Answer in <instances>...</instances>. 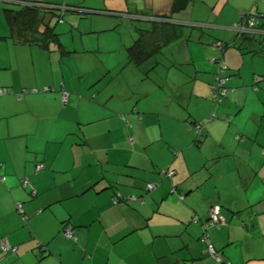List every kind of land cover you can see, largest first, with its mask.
I'll return each instance as SVG.
<instances>
[{"label": "crops", "instance_id": "obj_1", "mask_svg": "<svg viewBox=\"0 0 264 264\" xmlns=\"http://www.w3.org/2000/svg\"><path fill=\"white\" fill-rule=\"evenodd\" d=\"M24 1L55 7L52 17L44 14L53 30L61 14L70 19V29L92 14L110 24L103 30L113 32L111 40L123 28L131 32L127 44L138 34L147 51L160 48L152 57L180 46L192 76L183 70L182 84L165 76L162 85L175 88L177 103L163 102L165 111L149 116L159 119L145 118L144 105L125 103L122 96L134 92L124 90L108 103L98 96L77 98L90 81L80 91L71 83L69 58L60 59L55 76V58L48 55L52 44L71 52L59 34L54 31V41L43 25L26 33L25 41L12 33L6 12L20 10ZM0 5H17L3 10L9 29L0 30V89L8 91L0 95V240L16 248L15 255L0 249V264H264V0H0ZM246 11H256L261 22L238 37L231 28ZM169 15L170 24H162L159 17ZM135 22L150 27L137 29ZM79 40L89 53L95 39ZM189 42H207L200 54L213 49V42L225 46L229 91L218 118L213 113L210 119L217 106L209 100L217 71L196 64ZM101 65L89 79L108 62ZM182 69L173 63L165 71ZM45 88L50 91L40 92ZM193 122L203 124V136L195 134ZM165 168L174 172L169 179L159 174ZM152 183L156 188L147 191ZM213 205L226 220L205 231L218 261L207 255L201 238ZM65 227L74 240L63 235Z\"/></svg>", "mask_w": 264, "mask_h": 264}, {"label": "rangeland", "instance_id": "obj_2", "mask_svg": "<svg viewBox=\"0 0 264 264\" xmlns=\"http://www.w3.org/2000/svg\"><path fill=\"white\" fill-rule=\"evenodd\" d=\"M16 6L17 5L4 7L0 5V30L8 31L9 29L4 19L3 10L6 8L15 9ZM46 20L47 18L45 17L44 22H46ZM82 20H84L82 25L76 26L74 29H70V25H68L70 21L69 18L68 20L66 18L57 23L54 27V31L59 34L60 41L63 43L62 45L66 46L69 50H71V52L64 48L61 49L56 43L55 45L52 44V48L49 49L50 52L48 54L49 57L51 56V58H55L56 66L54 67V71L56 72V77L59 76V72L56 67L59 65L58 62L60 59L69 58L68 60H70L71 64L70 72L72 74L70 80L71 83L80 91L81 88L87 84L86 82L90 81V83L86 85V94L78 93L76 94L77 98L85 97L89 101H94L98 96V102L103 101V103H108L111 101V99H116V96H122L124 90L134 92L132 96L129 95L130 98H128V96H122V99H125V103L129 104L135 102L134 106L137 105V108H142L144 105L145 109L140 111L145 113V118L152 119H159L160 117H149L151 114H160L162 111H165L163 109L164 107H162L163 102L168 104L177 103L175 102L172 95V91H174L175 88L172 86L170 87V84H168V86L162 85V82L165 79V76H168V81H175L178 84H182V77L185 76L183 70L188 73L190 77L192 76V74L187 69L189 66H186L187 64L183 63V56L179 55L178 53V50L181 51L180 46H171L165 49L162 53L157 54L155 57L148 59L147 62L143 63L141 66L137 67L132 64H128L127 59L126 48L130 46L131 43H133V40H131V43L127 44V40H129L128 34H131V32L121 28L116 32V34H113V37H116L117 35L118 37L114 40H111L110 38L112 37H110V35L113 32L108 35L105 30H103L108 29V27L110 28V24H108L107 21L104 22L105 19L103 17L89 14L85 17V19ZM54 24L55 21L51 20L50 25L54 26ZM139 25L145 29L150 27L149 24L137 22L134 23V26L137 29ZM67 26L69 29H66ZM134 26L132 27L129 25L128 28L134 31ZM85 27H87V29ZM89 28L91 30H89ZM80 36L83 39L89 38L91 36L92 39H95L89 53L88 51L87 53L83 52L82 43L79 40ZM138 38V34L133 36V39ZM97 41L99 46L97 45ZM224 42L228 45L231 43L226 41ZM202 43L197 45L196 43L189 42V49L193 59L196 61V64H199L202 68L205 69L206 67H209L210 73L215 71L218 72V66L216 64L212 65L210 60L212 58H219L221 55L220 51H215L214 47H212L213 49L205 47L204 49L207 48L209 50H213L211 51L212 53L208 56H205V51L203 49L202 54H200L198 50L201 49L204 44H207V42ZM215 43L218 44L217 42ZM228 47L226 51L230 49ZM64 50H66V54H62ZM108 50L113 51L108 53ZM46 62L48 63V61ZM107 62V67H105V69L102 70L100 74H97L90 79L88 78L94 73V69H101V63L106 65ZM155 63H158V67L156 66L157 69L154 67ZM173 63L179 65L180 68L183 69L180 72H166L165 69L169 68V66ZM43 90H40V92H46ZM48 91H50L49 88ZM224 101L226 102L227 98L226 100L224 99ZM109 106H111V104ZM220 108L221 106L217 105V107L212 111V114H216L217 118L219 117L218 112ZM145 125L146 123H143V126Z\"/></svg>", "mask_w": 264, "mask_h": 264}, {"label": "trees", "instance_id": "obj_3", "mask_svg": "<svg viewBox=\"0 0 264 264\" xmlns=\"http://www.w3.org/2000/svg\"><path fill=\"white\" fill-rule=\"evenodd\" d=\"M178 4H183L182 1H178ZM57 10L55 7H43V6H39L37 5L36 3H33V2H28V1H24L23 2V5H22V8L18 11H7V18L10 22V25H11V30H12V33L15 35H18V36H21L23 38V41H25V37H26V33L28 32H31V33H35L38 30L39 26L43 25V33H47L50 35V37H52V39L54 41H57V37L58 35L57 34H54V30L53 28H50L47 24V21L46 23L44 22V19H45V13L46 15L52 17L53 15V12ZM175 13V12H174ZM62 15L61 16L59 15V17L57 18V22H60L62 20ZM160 18V21L162 24H170V23H167V22H170V20L172 19V15H169V16H161L159 17ZM261 22V21H260ZM260 25V24H259ZM171 27L173 28H178L180 27V25H176V24H172ZM259 27V26H258ZM142 32H146L145 30H142ZM236 33V32H235ZM237 34V33H236ZM247 34V33H245ZM245 34H242V35H245ZM242 35H238V37L242 36ZM213 45H217L219 48H221V51L223 52L224 51V48L225 46H223L222 44H216L215 42L212 43ZM155 48H152L147 51L144 46H143V43L141 41L140 38H138L137 40L134 41V43L128 47L127 49V52H128V61L134 65H138L140 66L141 64H143L145 61H147L148 59H150L152 57L153 54H156L155 52L159 51L160 48H158V50H154ZM218 59V58H217ZM211 62V61H210ZM212 63V62H211ZM219 63H222V57L219 61L217 62H214L212 64H216L217 66L219 65ZM227 70L228 68L226 67L225 71L223 72H220V69H219V66H218V72L216 73L215 75V81L212 85H214L216 82H217V78H225L226 79V83L229 81V78L230 76L229 75H226L227 73ZM225 83V85H226ZM211 85V86H212ZM211 86H210V92H211ZM33 90V89H32ZM32 90H30V92L33 94V93H39L38 90L37 92H32ZM24 93H26V91L24 90L23 91ZM22 92V93H23ZM23 93V94H24ZM20 99H21V95H20ZM209 100H210V97H209ZM211 101V100H210ZM212 102V101H211ZM213 103V102H212ZM214 107H216L217 105H220V104H214ZM214 114H211V117L210 119H215V115L213 116ZM224 120H226V118L224 117L223 118ZM201 124L202 125V132L201 133H195L198 137H201L203 136V124L200 123V122H193V123H190L192 128L195 124ZM195 132V131H194ZM166 169V168H165ZM162 170V169H160ZM160 170H159V174H160ZM167 171H171L169 169H166ZM173 172V171H172ZM174 175V174H173ZM164 178H171V177H165V176H162ZM153 184V183H152ZM156 188V183H154V188ZM152 189V190H153ZM147 190V189H146ZM176 196L177 198L179 199V196H182L183 197V194L181 193H177L175 191V189H172L171 190ZM180 200V199H179ZM215 206V205H213ZM216 206H219V205H216ZM212 207V206H211ZM210 207V208H211ZM209 208V209H210ZM220 208V207H219ZM209 211V210H208ZM221 213V212H220ZM207 221V220H206ZM205 224V223H204ZM203 227V225H202ZM205 233V231H203V234ZM202 234V236H203ZM206 234V233H205ZM201 236V238H202ZM210 241V240H209Z\"/></svg>", "mask_w": 264, "mask_h": 264}, {"label": "built area", "instance_id": "obj_4", "mask_svg": "<svg viewBox=\"0 0 264 264\" xmlns=\"http://www.w3.org/2000/svg\"><path fill=\"white\" fill-rule=\"evenodd\" d=\"M241 19L240 22L238 24H234L232 26V30L234 32H236L238 35H242L245 33H249V32H253L256 30V28L259 26L260 24V16L257 14L256 11H246V12H242L241 13ZM214 50L216 51H220V53L222 54L221 48H219L217 45H213ZM221 55L220 57L217 58H212L211 62H217L221 59ZM219 69L220 72L225 71L226 67L222 64L219 63ZM226 83V79L225 78H217V82L211 86V92H210V100L214 103V104H220L222 99L226 97L227 92L229 91V89L226 87L225 85ZM44 91H48V88H45ZM8 91L5 88H1L0 89V95H4L6 94ZM32 92H37L36 89H33ZM24 93V92H23ZM18 99H20V95L17 96ZM62 100L63 102L67 101V93L62 91ZM214 116V115H213ZM195 133H201L202 132V125L201 124H195L192 128ZM43 168L42 164H39L36 166V170H41ZM174 172L172 171H167L166 169H162L160 170V175L161 176H165V177H171L173 176ZM27 181L23 182V186H26ZM154 188V183L153 184H148L146 189L147 191H151ZM179 199L182 200L183 197L179 196ZM17 209L20 213H22L21 210V205L19 204L17 206ZM192 222L193 223H197L198 222V218L197 217H193L192 218ZM226 224V220L224 218V216L220 213V208L219 206H212L208 213H207V221L206 223L203 225V231H206L207 227H216L219 228L220 226H224ZM63 235L66 238L72 239L74 240L75 237L73 235V232L71 231L70 228L65 227L62 231ZM202 241L205 244V252L207 253V255L209 257H211L214 260H219L217 255H216V250L214 248V246L212 245V243L209 241L208 235L207 234H203L202 236ZM0 249L3 253L5 254H11V255H15L16 254V248L15 247H11L7 241L5 239H1L0 240Z\"/></svg>", "mask_w": 264, "mask_h": 264}]
</instances>
